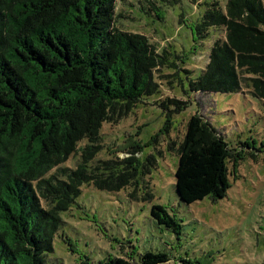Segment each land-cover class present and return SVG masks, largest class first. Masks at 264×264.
<instances>
[{
  "label": "trees",
  "instance_id": "16d2710c",
  "mask_svg": "<svg viewBox=\"0 0 264 264\" xmlns=\"http://www.w3.org/2000/svg\"><path fill=\"white\" fill-rule=\"evenodd\" d=\"M116 1L0 0V264H46L60 212L82 185L117 191L138 175L129 159L96 158L101 126L155 89L153 71L169 61L146 36L118 27ZM208 26H223L224 39L213 42L190 88L264 99V0H227L225 11L214 1L197 25ZM172 147L175 190L184 203L223 198L228 163L245 153L230 148L200 114L190 116ZM73 155L75 165L65 166ZM150 215L180 233L181 224L162 205L153 204ZM139 259L169 260L153 251ZM99 264L131 262L109 257Z\"/></svg>",
  "mask_w": 264,
  "mask_h": 264
},
{
  "label": "rangeland",
  "instance_id": "374dc122",
  "mask_svg": "<svg viewBox=\"0 0 264 264\" xmlns=\"http://www.w3.org/2000/svg\"><path fill=\"white\" fill-rule=\"evenodd\" d=\"M214 1L225 11L227 0L116 1L118 27L146 36L169 63L153 71L155 89L127 114L101 126L96 158L129 159L137 177L117 191L82 185L60 212L46 264H99L109 257L140 264L145 251L166 253L169 260L161 264H181V258H194L192 264H264V99L190 88L213 42L224 39L223 26L197 27ZM194 114L207 119L230 148L245 153L228 163L230 183L223 198L184 203L175 190L172 141L182 140ZM76 159L73 155L64 165L72 167ZM153 204L176 217L178 235L152 218Z\"/></svg>",
  "mask_w": 264,
  "mask_h": 264
}]
</instances>
